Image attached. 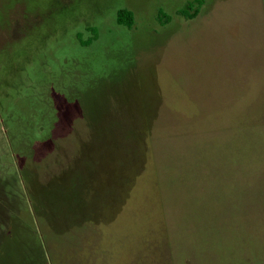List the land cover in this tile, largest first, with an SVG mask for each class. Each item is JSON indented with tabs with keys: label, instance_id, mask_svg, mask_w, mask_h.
<instances>
[{
	"label": "rangeland",
	"instance_id": "1",
	"mask_svg": "<svg viewBox=\"0 0 264 264\" xmlns=\"http://www.w3.org/2000/svg\"><path fill=\"white\" fill-rule=\"evenodd\" d=\"M198 1L0 0V264H264V0Z\"/></svg>",
	"mask_w": 264,
	"mask_h": 264
},
{
	"label": "crops",
	"instance_id": "2",
	"mask_svg": "<svg viewBox=\"0 0 264 264\" xmlns=\"http://www.w3.org/2000/svg\"><path fill=\"white\" fill-rule=\"evenodd\" d=\"M263 43H264V39H263ZM245 131H246L245 141H247L250 144L249 149H251V151H253V153H250V152L247 153V157L245 159V168L247 167V165L250 167H249V169L246 168V175L244 177L245 178L244 180L246 181L247 184H251V183H253V179H252V175H251V173L254 171L253 169L255 167H258L259 165L260 166L264 165V148L262 145L263 142H262L261 137H259L262 134H264V132H263V128H261V127L252 128L251 130L247 129ZM251 132H254L253 133V135H255L254 139L252 137L249 138L247 136V134L252 135ZM254 152H255V155H254L252 161L250 163H248L249 158L252 157L251 154H254ZM256 175H254V176H256ZM256 177L255 178L258 182H262V184H264V172H263V170H261L260 174L257 175ZM257 195H259V198L261 199V206H260V201H258L256 198V193H252L250 191V194L249 193L247 194V197H246L247 198V204L245 206L247 214H250L247 211V210H249L250 207L256 208V205H257V207L260 206L259 207L261 210L260 212L264 215V188H261V190L259 191V193ZM261 233H262L263 239H264V227H262ZM4 243H5L4 241L0 240V247H2L4 245Z\"/></svg>",
	"mask_w": 264,
	"mask_h": 264
},
{
	"label": "trees",
	"instance_id": "3",
	"mask_svg": "<svg viewBox=\"0 0 264 264\" xmlns=\"http://www.w3.org/2000/svg\"><path fill=\"white\" fill-rule=\"evenodd\" d=\"M197 3L202 5L203 0L198 1ZM192 7L193 6L191 4V6L188 8V11L183 10V11H181L179 13V15L185 16V17H187L189 19H193L198 14L199 11L195 10V12L193 14H191L190 10L192 9ZM159 19H160V22L162 24H166V23H168L170 21L167 17H166V20H162L161 16L159 17ZM117 22H118L119 25L126 26L128 28H132L133 25H134V14L130 10H127V9L119 10L118 14H117ZM229 149H230L229 145H225L224 146V150L225 151L223 150V155H224V157L226 159H228V153H229L228 151H229ZM215 153H216V149H215ZM204 161L205 162H211L210 164H212V165H210L208 167L211 168L212 171L216 170V159H212V161L211 160H204ZM205 167H206V169L208 168L207 165ZM205 178H207V177H205ZM179 183L180 182L177 181V180H170L169 183H168L169 186L168 185L167 186L171 189V186H175V185L179 186ZM174 188H172V189H174Z\"/></svg>",
	"mask_w": 264,
	"mask_h": 264
}]
</instances>
